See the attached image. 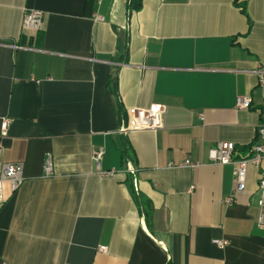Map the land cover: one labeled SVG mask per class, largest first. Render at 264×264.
<instances>
[{"label": "crops", "instance_id": "1", "mask_svg": "<svg viewBox=\"0 0 264 264\" xmlns=\"http://www.w3.org/2000/svg\"><path fill=\"white\" fill-rule=\"evenodd\" d=\"M129 1L92 0L87 16V0H0V169L24 167L16 193L3 185L0 264H264L260 169L235 193L233 167L208 160L264 124V0ZM28 11L43 14L37 33ZM154 105L160 129L123 131ZM187 159L198 167L166 168Z\"/></svg>", "mask_w": 264, "mask_h": 264}, {"label": "built area", "instance_id": "2", "mask_svg": "<svg viewBox=\"0 0 264 264\" xmlns=\"http://www.w3.org/2000/svg\"><path fill=\"white\" fill-rule=\"evenodd\" d=\"M43 14L39 11H28L23 15L22 28L25 32H39L42 27ZM98 20L100 18L97 17ZM261 87H264V80L260 83ZM251 105V99L248 97H238L236 99V108L238 110H248ZM162 107L154 105L147 110L130 109L127 113L128 122L123 127V131H156L162 127ZM9 119H4L0 124V136L5 137L8 126L10 124ZM235 146L232 143H218L208 152V160L216 165H231L233 167V183L235 185L234 192L241 193L245 190L246 177L249 167L260 169L258 189H257V209L258 215L256 219L257 229L264 231V167H261L264 163V124L257 127V135L255 143L251 149V156L244 159H234ZM2 152V146L0 144V155ZM103 156V150L101 148L93 150L91 152V161L95 165H99ZM198 163L187 159L179 163H169L167 169H194L198 167ZM23 164L22 163H5L2 164L0 169V210L4 204L3 199V185L7 184L11 193H16L23 184ZM124 172L131 175L135 174V169L131 164H126ZM117 172L114 170L99 172L102 177H113ZM52 161L50 155H46L43 163V175L45 177L52 176ZM235 195H230L224 199L223 204L225 206H231L235 204ZM213 244L218 248H225L229 245L227 241H213ZM102 252L105 249H100Z\"/></svg>", "mask_w": 264, "mask_h": 264}, {"label": "trees", "instance_id": "3", "mask_svg": "<svg viewBox=\"0 0 264 264\" xmlns=\"http://www.w3.org/2000/svg\"><path fill=\"white\" fill-rule=\"evenodd\" d=\"M91 2H92V0H87V8H86V15L87 16H90ZM141 5H142V0H130L129 1V10L131 12H137V11L140 10ZM108 87H109V89H111L113 91V93L115 92V84H112L111 81H109ZM125 125H126V121L122 117L121 118V126H125ZM252 146L253 145H250L248 147L239 148V149L238 148L237 149L235 148L234 155H236V154L239 153V154H243L244 155V156L242 155L243 157H240L239 159L248 158L252 154L251 153ZM142 203L143 202L141 200L138 201L139 208H141V210H144V207H143Z\"/></svg>", "mask_w": 264, "mask_h": 264}]
</instances>
